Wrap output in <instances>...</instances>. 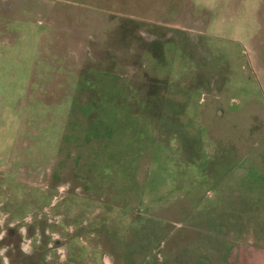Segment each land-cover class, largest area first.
I'll return each instance as SVG.
<instances>
[{"label":"rangeland","instance_id":"374dc122","mask_svg":"<svg viewBox=\"0 0 264 264\" xmlns=\"http://www.w3.org/2000/svg\"><path fill=\"white\" fill-rule=\"evenodd\" d=\"M3 230L9 264H264V0H0Z\"/></svg>","mask_w":264,"mask_h":264},{"label":"clouds","instance_id":"9594fccd","mask_svg":"<svg viewBox=\"0 0 264 264\" xmlns=\"http://www.w3.org/2000/svg\"><path fill=\"white\" fill-rule=\"evenodd\" d=\"M25 219L27 221L30 218L29 217H26ZM9 226L10 227H13L14 225H11L10 224ZM19 231L23 235L26 230L24 228H21ZM4 235H6V230L0 231V239H2ZM28 243H30V241L29 242H26V243H24V244L21 245L22 251H24L26 253L29 251ZM6 251H7V246L0 247V264H9L8 257H6L4 255V253ZM58 251H60L61 253H63V249H58ZM63 259H64V257H63V255H61V260H63ZM105 264H109V262L107 260H105Z\"/></svg>","mask_w":264,"mask_h":264}]
</instances>
